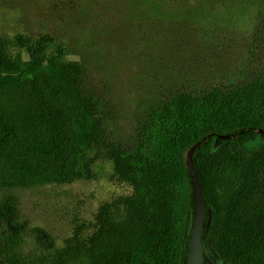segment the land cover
Returning a JSON list of instances; mask_svg holds the SVG:
<instances>
[{"label": "trees", "instance_id": "16d2710c", "mask_svg": "<svg viewBox=\"0 0 264 264\" xmlns=\"http://www.w3.org/2000/svg\"><path fill=\"white\" fill-rule=\"evenodd\" d=\"M66 56L50 36L0 39V264H181L194 221L187 157L209 136L194 158L213 213L207 244L224 264H264V77L162 103L121 144ZM101 160L133 194L102 204L63 246L25 254L8 194L95 180Z\"/></svg>", "mask_w": 264, "mask_h": 264}, {"label": "rangeland", "instance_id": "374dc122", "mask_svg": "<svg viewBox=\"0 0 264 264\" xmlns=\"http://www.w3.org/2000/svg\"><path fill=\"white\" fill-rule=\"evenodd\" d=\"M20 35L50 36L83 65L108 136L121 144L162 103L264 77V0H0V39ZM132 194L101 160L95 180L8 195L20 210L25 254H38L94 222L102 204ZM205 246V264H224L207 238Z\"/></svg>", "mask_w": 264, "mask_h": 264}, {"label": "water", "instance_id": "95a60500", "mask_svg": "<svg viewBox=\"0 0 264 264\" xmlns=\"http://www.w3.org/2000/svg\"><path fill=\"white\" fill-rule=\"evenodd\" d=\"M242 134L228 135L224 140H235ZM262 134V132L260 133ZM210 139V136L198 142L190 151L187 157V167L193 186L194 221L188 241V257L186 264H204L205 247L204 240L207 238L211 228L212 210L208 207L204 199L203 188L199 174L195 166L196 152Z\"/></svg>", "mask_w": 264, "mask_h": 264}, {"label": "flooded vegetation", "instance_id": "af4514ba", "mask_svg": "<svg viewBox=\"0 0 264 264\" xmlns=\"http://www.w3.org/2000/svg\"><path fill=\"white\" fill-rule=\"evenodd\" d=\"M263 134L260 135V137L262 136ZM206 240V239H205ZM205 240H204V247H205V263H206V246H205ZM183 258V257H182ZM204 263V264H205Z\"/></svg>", "mask_w": 264, "mask_h": 264}]
</instances>
